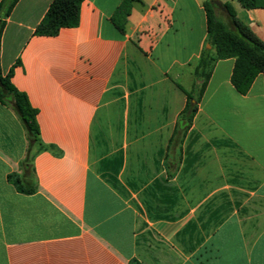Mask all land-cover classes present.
<instances>
[{"label": "crops", "instance_id": "crops-1", "mask_svg": "<svg viewBox=\"0 0 264 264\" xmlns=\"http://www.w3.org/2000/svg\"><path fill=\"white\" fill-rule=\"evenodd\" d=\"M205 1L136 0L122 32L124 0H83L79 26L53 37L35 35L53 0L18 2L1 68L44 149L35 192H19L27 133L0 104V264H264V75L243 95L235 59L219 60L178 126L208 49ZM220 1L264 43V9Z\"/></svg>", "mask_w": 264, "mask_h": 264}, {"label": "trees", "instance_id": "trees-1", "mask_svg": "<svg viewBox=\"0 0 264 264\" xmlns=\"http://www.w3.org/2000/svg\"><path fill=\"white\" fill-rule=\"evenodd\" d=\"M20 0H2L0 3V104L11 108L25 127L28 139L27 155L21 165L22 172L9 176L19 192H35L32 160L35 151L44 149L40 139L37 111L32 107L27 95L20 92L13 84V69L4 75L1 68V40L7 19ZM124 0L113 17L117 28L124 32L125 24L132 12L133 2ZM206 0L204 9L207 18L208 44L211 49H204L195 69L193 90L187 94V104L179 119V128L188 129L198 111V106L207 89L215 64L219 60L235 59L231 82L235 89L245 95L255 79L264 75V43L242 22L230 3H223L226 12L221 19L215 2ZM246 10L264 9V0H238ZM83 0H53L46 16L35 31L38 36H57L64 28H75L80 23ZM131 264H141L133 260Z\"/></svg>", "mask_w": 264, "mask_h": 264}, {"label": "water", "instance_id": "water-1", "mask_svg": "<svg viewBox=\"0 0 264 264\" xmlns=\"http://www.w3.org/2000/svg\"><path fill=\"white\" fill-rule=\"evenodd\" d=\"M215 4H216V6H217L218 8H220L222 11L226 12V9L224 8L223 3H222L221 1H217V2H215ZM207 48H208V49H211L212 46H211L210 44H208V45H207Z\"/></svg>", "mask_w": 264, "mask_h": 264}, {"label": "rangeland", "instance_id": "rangeland-1", "mask_svg": "<svg viewBox=\"0 0 264 264\" xmlns=\"http://www.w3.org/2000/svg\"><path fill=\"white\" fill-rule=\"evenodd\" d=\"M222 1L227 2V1H230V0H222ZM218 13H219L220 16H222L221 19L226 22V18L224 17L225 12L222 11L220 8H218Z\"/></svg>", "mask_w": 264, "mask_h": 264}]
</instances>
